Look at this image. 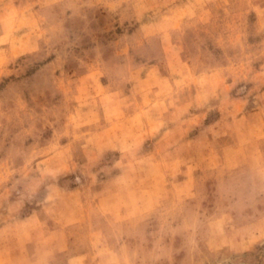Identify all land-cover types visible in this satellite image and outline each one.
<instances>
[{
	"label": "rangeland",
	"instance_id": "obj_1",
	"mask_svg": "<svg viewBox=\"0 0 264 264\" xmlns=\"http://www.w3.org/2000/svg\"><path fill=\"white\" fill-rule=\"evenodd\" d=\"M0 264H264V0H0Z\"/></svg>",
	"mask_w": 264,
	"mask_h": 264
}]
</instances>
